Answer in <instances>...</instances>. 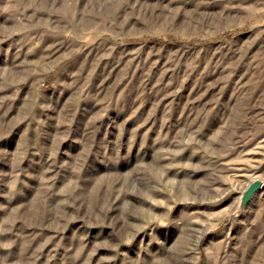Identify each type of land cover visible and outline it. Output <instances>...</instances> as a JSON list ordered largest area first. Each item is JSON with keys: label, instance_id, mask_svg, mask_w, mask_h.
<instances>
[{"label": "rangeland", "instance_id": "374dc122", "mask_svg": "<svg viewBox=\"0 0 264 264\" xmlns=\"http://www.w3.org/2000/svg\"><path fill=\"white\" fill-rule=\"evenodd\" d=\"M255 177L264 0H0V264H264Z\"/></svg>", "mask_w": 264, "mask_h": 264}, {"label": "water", "instance_id": "95a60500", "mask_svg": "<svg viewBox=\"0 0 264 264\" xmlns=\"http://www.w3.org/2000/svg\"><path fill=\"white\" fill-rule=\"evenodd\" d=\"M262 187L263 183L258 179L251 182L243 194L241 206H245Z\"/></svg>", "mask_w": 264, "mask_h": 264}, {"label": "bare ground", "instance_id": "6f19581e", "mask_svg": "<svg viewBox=\"0 0 264 264\" xmlns=\"http://www.w3.org/2000/svg\"><path fill=\"white\" fill-rule=\"evenodd\" d=\"M256 179H253L251 182H253V181H255V180H257V179H259V178H257V177H255ZM262 181H264V180H262ZM244 190V189H243ZM264 189L263 188H261L257 193H256V195H258V193H260L261 191H263ZM256 195L253 197V198H255L256 197ZM252 198V199H253Z\"/></svg>", "mask_w": 264, "mask_h": 264}]
</instances>
